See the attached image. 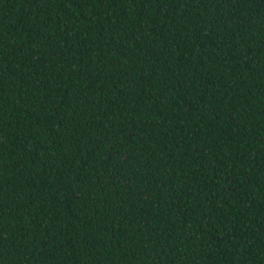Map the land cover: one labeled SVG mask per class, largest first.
Wrapping results in <instances>:
<instances>
[{
  "label": "trees",
  "instance_id": "1",
  "mask_svg": "<svg viewBox=\"0 0 264 264\" xmlns=\"http://www.w3.org/2000/svg\"><path fill=\"white\" fill-rule=\"evenodd\" d=\"M0 264H264V0H0Z\"/></svg>",
  "mask_w": 264,
  "mask_h": 264
}]
</instances>
